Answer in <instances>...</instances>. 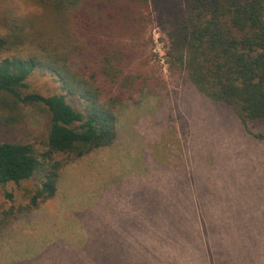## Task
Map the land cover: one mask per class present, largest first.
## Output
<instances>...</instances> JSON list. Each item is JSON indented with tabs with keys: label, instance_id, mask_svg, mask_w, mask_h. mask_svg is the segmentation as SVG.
<instances>
[{
	"label": "trees",
	"instance_id": "1",
	"mask_svg": "<svg viewBox=\"0 0 264 264\" xmlns=\"http://www.w3.org/2000/svg\"><path fill=\"white\" fill-rule=\"evenodd\" d=\"M28 1L39 12L8 8L0 15V106L31 107L50 121L39 149L0 142V187L34 182L24 188L27 204L0 212V232L56 196L66 164L116 142L120 104L165 87L157 66L143 58L154 23L168 39L170 70L183 71L201 93L231 108L249 135L264 140V132L251 129L264 130V0ZM35 72L53 77L59 89L27 91ZM224 182L195 192L189 186L171 206L179 210L161 212L170 219L165 235L151 243H118L124 244L120 256L264 264V206L255 205L253 195L243 202L232 195L227 204Z\"/></svg>",
	"mask_w": 264,
	"mask_h": 264
},
{
	"label": "rangeland",
	"instance_id": "2",
	"mask_svg": "<svg viewBox=\"0 0 264 264\" xmlns=\"http://www.w3.org/2000/svg\"><path fill=\"white\" fill-rule=\"evenodd\" d=\"M28 2L0 0V15L8 8L18 14L39 12ZM145 42L143 58L157 66L165 87H160V93L144 90L134 100L120 104L115 145L84 155L88 160L82 156L66 164L56 196L10 221L0 235V264H167L156 255L155 259L136 261L118 253L124 246L118 247V239L132 240L130 235L118 237V216H131L146 204L150 186L155 193L149 195L148 205L154 208L155 219L143 223L155 225L156 240L165 235L162 229L170 221L161 215L162 210L170 215L178 207H170L177 197L167 195L177 182H182L183 188L197 180L201 189H206L211 182L225 178L230 195L227 204L233 202L232 195L234 201L241 202L247 197L250 201L253 195L255 205L264 206V140L249 135L231 108L201 93L183 71L170 70L169 42L157 23L148 29ZM28 83L27 91L46 95L59 89L53 77L39 72L32 74ZM49 121L47 115L31 107L0 106V142H30L39 149ZM251 129L264 132L260 127ZM106 151L112 155L109 160ZM179 166H185L182 173L186 171L189 180L177 173ZM137 172L145 181L136 178ZM33 184L28 180L22 186L32 188ZM217 187L214 185V193ZM24 188L13 183L1 186L0 212L27 204L30 195ZM256 193L261 196L258 200ZM157 249L155 245V254Z\"/></svg>",
	"mask_w": 264,
	"mask_h": 264
},
{
	"label": "crops",
	"instance_id": "3",
	"mask_svg": "<svg viewBox=\"0 0 264 264\" xmlns=\"http://www.w3.org/2000/svg\"><path fill=\"white\" fill-rule=\"evenodd\" d=\"M118 121H119V118H118ZM118 124H119V122H118ZM135 131H137V130H135ZM113 145H115V144H113ZM102 148H104V147H102ZM114 148H115L114 150H115L116 154H118V147L116 146ZM99 150H101V149H99ZM99 150H97V151H99ZM108 150H110V149H108ZM106 152H107L106 153L107 160L111 159L112 155H111L110 151H106ZM90 156H93V155H90ZM84 158H85V156H84ZM87 158H85L84 160H88ZM184 169H185V166H183V167L182 166H179V169H177L176 171H179L177 173H180V175H181V173L184 172ZM144 174H146V173H144ZM136 175H137L136 178H139L140 177L139 179H141L142 176H143V175L141 176L139 172H137ZM182 179L189 180L188 177L186 176V171H185V173H182ZM143 181H145V180H142V182ZM193 181H194V178H193ZM195 181H196L195 184L194 183H190V187L193 189V192H195V189L196 188L197 189H201L202 188L201 181H200V183H197V180H195ZM181 183L182 182H177L176 184L172 185L171 188L168 189L167 195H169V193H170V196L171 195L179 196V195L183 194L184 192H186V190H188V188H189V186H188L189 183L186 182L188 184H186L185 186H183V188L181 186ZM145 184L148 187V184L147 183H145ZM192 185L194 187H192ZM154 190L155 189L152 188V186H150V189L148 187L147 193H146L147 203L146 204H143L142 206H139L138 208H136L138 210H136V213L135 214H132L131 216H128V215H126V216H120V217L118 216V221L120 220V222H118V237L128 236V235L132 236V240H130V238L129 239H118V243H122V242H124V243H139V242L151 243L154 240V237H155V235H154L155 229H153V226H155V225H151V224L149 225L147 223L146 224L143 223L144 220L146 221L148 219V220H151V222H153L154 219H155V210H154V208L151 209V207H149V205H148V202H149L148 197H149V195L152 196L155 193ZM171 190H173V191L171 192ZM179 208L180 207H176V210H179ZM169 209H171V208H169ZM169 209H167V211ZM48 210H49V208H48ZM18 218L16 220H18ZM135 220H136V222H135ZM15 221H13V222H15ZM166 224H168V223H166ZM7 226L8 225H6L1 230L0 235L3 232V230L6 229ZM167 226H169V225H167ZM135 237H140V239L138 238V240H137V239H135Z\"/></svg>",
	"mask_w": 264,
	"mask_h": 264
},
{
	"label": "built area",
	"instance_id": "4",
	"mask_svg": "<svg viewBox=\"0 0 264 264\" xmlns=\"http://www.w3.org/2000/svg\"><path fill=\"white\" fill-rule=\"evenodd\" d=\"M161 62H162L163 64H165V62H164V60H163V59L161 60ZM166 62H167V61H166ZM165 65H166V64H165Z\"/></svg>",
	"mask_w": 264,
	"mask_h": 264
}]
</instances>
